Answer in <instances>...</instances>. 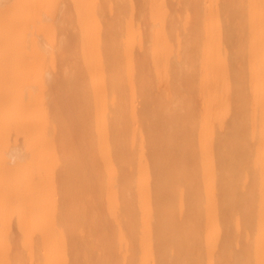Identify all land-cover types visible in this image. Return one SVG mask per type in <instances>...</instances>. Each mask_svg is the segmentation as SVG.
I'll return each mask as SVG.
<instances>
[{"label":"bare ground","instance_id":"obj_1","mask_svg":"<svg viewBox=\"0 0 264 264\" xmlns=\"http://www.w3.org/2000/svg\"><path fill=\"white\" fill-rule=\"evenodd\" d=\"M0 264H264V0H0Z\"/></svg>","mask_w":264,"mask_h":264}]
</instances>
